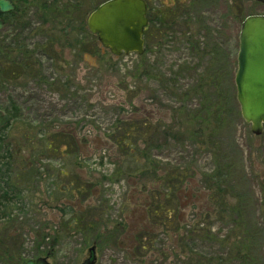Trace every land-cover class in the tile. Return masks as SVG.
Here are the masks:
<instances>
[{
	"label": "rangeland",
	"instance_id": "obj_1",
	"mask_svg": "<svg viewBox=\"0 0 264 264\" xmlns=\"http://www.w3.org/2000/svg\"><path fill=\"white\" fill-rule=\"evenodd\" d=\"M28 1L29 5L21 9L27 11L30 29L22 32L17 25L13 28L9 24L0 30L1 45L3 40L13 46L14 36L22 32L29 49L39 53L35 55L38 62L33 74L0 80V116L12 107L18 109V116L0 136V182L5 185L15 180L19 189H25L19 200L12 194L14 201L7 209L20 217L17 225L25 222V227L19 226L23 243L18 250L39 242L58 244L63 247L62 253L76 257L88 252L93 238H101L100 264H139L129 257L128 250L120 248L122 243L124 249L128 244L133 246L134 240L125 236L117 239V232L104 235L124 224L135 232L144 221L151 193L163 192L164 186L145 160L140 162L138 173H132L135 169L119 173L122 163L131 167L133 161L128 156L120 157L110 137L118 131L120 121L143 119L144 110L147 118L162 129L174 126L182 131L183 118L171 111L202 106L203 95L189 91L208 72L220 79L217 89L205 92L217 94L223 111L228 113L221 147L235 165L231 184L220 193L226 195L229 207L241 205L242 217L213 205L212 191L205 180L216 168L213 150L184 141L180 135L164 145L160 137L155 148L148 151L147 161L190 172L177 203L188 228L196 229L192 237L198 251L222 255L231 258L229 264H240L242 256L237 251L246 249L243 238L253 234L248 247H253L251 255L256 264H264V132L256 136L242 117L235 84L241 24L247 16L264 15V4L254 0H183L180 5L188 7L178 18V31L165 27L162 32V25L171 23L170 19L157 28L152 26L158 37L154 44L150 40L145 43L143 55L116 56L97 37L84 35L78 26L76 30L78 23H74L73 39L57 48L61 54L47 50L45 56L40 46L47 36L35 30L41 23L38 5L53 0ZM67 1L71 5L86 1L81 13H75L76 21L86 13L88 19L99 2L61 0L60 5ZM173 3L176 0H150L154 12ZM168 34L173 38L162 43ZM160 73L176 81L175 88L173 84L164 87ZM48 144L53 145L51 150ZM64 217L70 224L62 225ZM6 224L7 220L0 218V230ZM46 224L43 233L48 234L42 239ZM203 231L211 235L205 236ZM25 254L32 255L33 250Z\"/></svg>",
	"mask_w": 264,
	"mask_h": 264
},
{
	"label": "trees",
	"instance_id": "obj_2",
	"mask_svg": "<svg viewBox=\"0 0 264 264\" xmlns=\"http://www.w3.org/2000/svg\"><path fill=\"white\" fill-rule=\"evenodd\" d=\"M60 1L61 0H53L50 4L43 2L38 5V9L41 12V16H39V18H41V23L39 24L40 27L36 26L37 29L35 30L36 33L38 30L39 33H43L44 36H47L45 39L46 41L40 46L45 50L41 51V54L45 56L48 53L47 50H53V53L59 56L61 51L57 50V48L59 46H64L70 39H73V32L77 30V26L84 35L87 34L91 37L95 36L88 29L87 13L81 19L77 17L78 22L76 21L75 13L77 11L78 14L81 13L82 4H85L86 1H80L77 3L78 5H71L69 1L60 5ZM105 1L106 0H99L92 10ZM180 1L183 2V0L176 1L178 6L181 4ZM192 1L194 0L190 2ZM14 2L16 3V9L10 13L1 15L5 20V26L11 24L14 28V26L16 27L17 25L19 29H22V32L25 29H30V23L27 21V11H22L21 9L22 6H28L30 2L28 0H15ZM187 6L188 4H183L180 9L184 10ZM179 11V9L171 10L167 15H162L163 17H161L160 12H157L155 18L152 20V25L157 28L161 26L163 22H166V20L169 21L170 19L172 24L165 23V25H162V32L165 30V27H167L166 29L168 30L176 31V26L179 24L178 18L182 16ZM74 23H78L75 26V31L73 29ZM59 26H61L60 29H58ZM31 29L33 30L34 28ZM156 30L159 32V29ZM22 32L14 36L15 41L12 42L13 46L5 44L4 41L1 40V42H3L2 44H4L1 45L0 43V80L2 78V82L6 76L13 80H18L19 78H25L35 72V67L38 62V60L35 59V55L39 56V53H35L29 49L27 37H23ZM172 36L173 35L168 34V38H164V41H168L170 38L172 39ZM144 37H147L148 41L150 40L152 42L151 44H154L155 38H157L158 35L155 31L153 32L151 28L150 30H145ZM164 41H162V43ZM82 42L83 41L79 40V43ZM189 44L194 45L193 41L190 39ZM80 46L86 48L85 44H80ZM70 47L72 48V46ZM56 59L58 60V58ZM136 70H138V67ZM206 73L207 74H202L200 76L201 78L198 81L200 83H197L196 86L189 91L199 92L203 95L205 102L202 106L194 110H188L182 107L179 111L177 108L171 111L175 117L179 115L183 118L184 121L182 126L184 128L182 131H180L181 129H175L174 126L168 127V129H162L159 123L155 125L147 118L148 113L144 110L143 119L138 120L137 117H135L127 122L120 121L119 125L116 127L118 131L110 137L112 146L120 150V157L125 156L127 158L128 156V158L133 161L131 162V167L122 163L118 169L119 173L124 171L130 173L133 169L135 170L132 173H138L140 171L138 168L140 162L145 160L153 169L154 175L164 186L163 192L158 190L151 193L152 197H150V199L152 200L146 209L144 221L141 222L135 232L132 251H127L129 257L139 264H149V262L154 264H172L173 262V264H229V260L231 259L222 255L214 256L210 253H201L193 246L194 242L192 235L195 233L196 229L192 227L188 228V224L185 223L186 219L184 220V216L178 211L177 203L178 194L185 188L184 186L188 184L187 180L191 177L190 172L188 170L180 171L178 168H163L164 166H161L162 164L160 161H147L149 159L148 151L151 150L152 147L155 148L154 145L159 143L160 137L164 145L176 139L178 140L180 135L184 138V141L187 139L195 144H199L201 147L213 150L216 158V168L205 176V180L207 181L205 182L209 186L208 190L212 191L210 194L211 199L214 201L213 205L229 210L233 215H236L237 218L242 217L240 214L241 205L239 204V207H229L224 199L226 195L220 193V191L224 193L223 187L231 184L235 165L233 161L230 160L227 152H223L221 147V134L226 125L228 113L223 111L224 108L220 105V99L217 94L213 96L205 92L213 88L217 89L220 86V79L218 76L215 77L214 73ZM145 74L149 75L148 73H144V75ZM160 74L163 75V77H160V82L163 83L164 87L170 88L173 84L175 88L176 81H173L165 73ZM10 109V111L4 113L5 116H0V136L8 129L11 121L18 116V109L16 107ZM167 109L170 108L168 107ZM152 139L155 140L152 142ZM2 140L3 139H0V144L3 145ZM160 144L161 146L163 145L162 142ZM161 146L157 145L156 147ZM47 148L51 150L53 145L48 144ZM55 150L54 148V151ZM57 150H60V148ZM156 163H158V168H155ZM145 164L143 165L145 166ZM125 165L127 166L126 170H123L125 169ZM19 186L20 184L15 180L11 182L7 181L5 185L0 182V218L7 220V224L0 230V264H19L18 245L23 242H21V234H19L18 231L20 227H25V222L21 221V223L17 225V221L20 217L13 215L12 211L10 213L7 211L8 208L11 209L9 206L13 204L14 201L11 199L13 197L12 194L14 193L16 199H18L22 191L24 192L25 190L23 188L19 189ZM165 189H167V191ZM161 201L164 203L162 204ZM45 228L47 229V224L42 228V234L40 236L42 239L48 234L43 233ZM12 231L14 234L11 233ZM203 234L205 236L211 235L205 231H203ZM252 236L255 235L248 234L247 237L243 238V241L246 242L243 246H246V249L242 248L237 251L241 254L240 256H242L240 264H256L255 257L251 255L253 247H248L247 244L251 243L253 240ZM37 244L42 243L39 242ZM242 251H244V253H242Z\"/></svg>",
	"mask_w": 264,
	"mask_h": 264
},
{
	"label": "water",
	"instance_id": "obj_3",
	"mask_svg": "<svg viewBox=\"0 0 264 264\" xmlns=\"http://www.w3.org/2000/svg\"><path fill=\"white\" fill-rule=\"evenodd\" d=\"M264 4V0H254ZM15 10L12 0H0V30L5 22L1 14ZM147 6L144 0H108L94 10L89 19L90 31L112 54L144 53V30L147 26ZM240 48L235 76L237 100L244 120L251 124L255 135H261L264 125V15L244 19L240 31ZM87 259L82 264H93ZM26 264H48L44 259Z\"/></svg>",
	"mask_w": 264,
	"mask_h": 264
},
{
	"label": "flooded vegetation",
	"instance_id": "obj_4",
	"mask_svg": "<svg viewBox=\"0 0 264 264\" xmlns=\"http://www.w3.org/2000/svg\"><path fill=\"white\" fill-rule=\"evenodd\" d=\"M14 1L15 0H13L12 2L16 5V3ZM188 1L190 2L191 0H188ZM145 2H146V5H147V19H148V25H147L145 30H150L152 28V26H153L152 25V20H153V18H155L157 12H154V9L151 7L150 0H145ZM180 8H181V5L178 6L176 3H173L171 5H167V7L163 8L162 11L159 10V12L161 13V17H163L162 15H167L168 13H170L171 10L179 9L180 10L179 13L182 15L181 12L182 11H186L187 9L185 8L184 10H182ZM4 22H5V20H4ZM176 31H178V29ZM145 43H146V45H147V43H149L147 37H145ZM145 49H146V46H145ZM63 212H65V211L63 210ZM66 218L67 217H64V219H63L64 221H63L62 225L70 224V221L65 223L66 222L65 221ZM73 218L74 217H72V220H73ZM80 219H81V216H80ZM80 219H78V222H79ZM74 220L77 221V219H74ZM95 221H96V219H95ZM74 226L77 227V225H74ZM117 226H120V225H117ZM124 226L121 225L119 227L120 228L119 230H117V228H116L113 233H107V234L104 235V237L105 236H113L114 233L117 232L115 234V238L117 237V239H119L121 236H125L127 239L130 238L131 241L134 240L135 232L137 231V229L134 232V229L127 228V226L125 224H124ZM68 229H69V226H68ZM100 239L101 238H93L92 241H91V245L88 246V248H87L88 252L86 253V251H83L82 255H80V256L77 255L76 257L75 256L71 257L70 254L67 255L65 253H62V248L63 247L61 245H58V244H34V245H28V246L27 245L26 246H21L20 249L18 250V262H19V264H26L30 260H35L36 261L38 259H44L48 264H82L87 259L91 258V259L94 260L93 264H100L101 249H102V243H101ZM124 245H125L124 243L120 244L121 250H123V251L124 250L132 251L133 247L131 246V244L126 245V247H127L126 249H124V247H125ZM29 250H33V254L32 255H26L25 254Z\"/></svg>",
	"mask_w": 264,
	"mask_h": 264
}]
</instances>
